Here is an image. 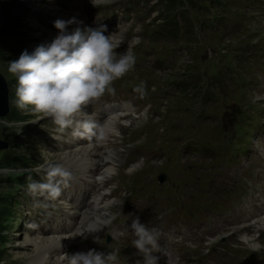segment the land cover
Returning <instances> with one entry per match:
<instances>
[{"label": "rangeland", "instance_id": "obj_1", "mask_svg": "<svg viewBox=\"0 0 264 264\" xmlns=\"http://www.w3.org/2000/svg\"><path fill=\"white\" fill-rule=\"evenodd\" d=\"M150 1L156 3L153 4L154 10L149 11L151 7L147 6L151 2L140 8H133L130 5L133 0H88L99 13L112 12L114 9H125L127 12L129 10L130 13H126V17L123 12H117L118 16L129 19L119 21V25H114L108 33L117 32L120 39L123 32L130 31L134 35V41L146 36L149 26L157 25L152 23L154 18L147 21L156 14L155 12L162 10V5L159 1ZM182 1L187 0H181L180 4ZM59 2L63 0H0V73L6 82L8 102L7 114L0 117V139L7 142V147L0 149V264L29 263L24 255L27 251L21 245L27 237H33L24 236L26 232L21 225L24 208L30 206V200L37 194L31 191L29 186L35 183L41 168L61 166L58 160L60 152H51L47 147L48 131L54 126L53 121L17 107L16 78L8 72V63L18 59L22 52L31 53L37 46L51 43L45 41L48 35L58 33L54 27L56 20L68 21L72 18L64 13L65 10L58 9L56 4ZM195 3L198 9H189L185 17L181 18L183 31L177 41L155 39L153 42L158 44L159 49L155 54L152 46L146 47L150 58L144 71L153 77L156 86H167L164 89L172 93L163 105L154 106L157 113L165 111L160 115L158 123L163 132L145 137L148 142L156 141L157 144L163 145V151L165 143L162 138L167 130L174 127L178 129L188 125L192 128V131L185 134L189 148L198 144L200 139L196 131L199 128L214 131L218 136L222 135L216 123H200L194 117L185 120L182 116V107L198 98L207 84L208 75L218 76L225 84L235 98L230 104L248 107L255 99L249 89L252 67L244 55L247 54V43L264 44V15L255 10L249 0H218L213 4L209 0H195ZM186 6L187 4H184V7ZM219 12L223 16L222 22L227 24L221 27V30L198 26L199 18L202 21L203 17L208 20L211 15ZM174 46L177 47L176 51ZM196 75L201 81H196ZM169 83H175L176 86L173 87ZM207 108L214 110L218 117L224 109L222 104L207 105ZM20 116H24V119L15 120ZM150 118L148 115L144 120L142 116V122H148ZM252 125L235 129L231 138L233 147L240 145L239 136L244 139L245 133L256 131L255 125ZM121 127L124 126L117 125V128ZM176 162V156L171 155L168 164L175 167ZM23 165L34 167L23 168ZM22 171L28 173L22 174ZM146 171H149L148 167L142 172ZM175 251L187 255L183 252V244L180 246L179 243Z\"/></svg>", "mask_w": 264, "mask_h": 264}, {"label": "clouds", "instance_id": "obj_2", "mask_svg": "<svg viewBox=\"0 0 264 264\" xmlns=\"http://www.w3.org/2000/svg\"><path fill=\"white\" fill-rule=\"evenodd\" d=\"M73 23L74 19L56 20L54 27L59 34L55 39L37 46L31 53L22 52L18 59L8 63V72L16 78L18 108L50 118L61 131L71 128L76 134L83 123L78 118L84 115V109L106 93H113L112 85L134 69L136 58L130 49L117 52L122 41L117 32L106 35L105 25L82 30L77 27L69 33L67 29ZM48 175L66 174L57 166ZM29 187L33 192L47 193L52 200L61 194L54 180ZM131 217L130 226L117 235L130 232L135 237L132 246L142 257L139 264H159L161 257L165 258V264H177L178 258L161 244L162 232L141 223L139 217ZM63 256L68 264H118L119 260L115 250L105 253L90 249Z\"/></svg>", "mask_w": 264, "mask_h": 264}, {"label": "bare ground", "instance_id": "obj_3", "mask_svg": "<svg viewBox=\"0 0 264 264\" xmlns=\"http://www.w3.org/2000/svg\"><path fill=\"white\" fill-rule=\"evenodd\" d=\"M65 22H67V20H65ZM51 26H53V24H51ZM77 27L79 26L78 22L76 21V23L69 25L67 31L70 33ZM58 34L59 33L48 35L45 43L52 42ZM116 122L118 123L119 120L109 119L105 122V124L111 129L112 132H114L116 129ZM92 153L93 151L89 145L62 151L58 158L61 164V169L70 170L87 164ZM127 170H129V168L123 170L122 173L127 174ZM112 203L113 201L103 203L98 208L96 213L89 216H81L79 218V223L74 227L71 234L67 237H27L21 245H23V249L27 251L23 253L26 259H28V264H68V261L63 256L64 254L67 255V252L63 250V247L69 243L80 241L83 239L84 235H88L89 233L93 232L97 228L98 224L104 219L106 213L105 211L112 205ZM261 226H264V218ZM58 249L60 250L59 252L57 251Z\"/></svg>", "mask_w": 264, "mask_h": 264}, {"label": "trees", "instance_id": "obj_4", "mask_svg": "<svg viewBox=\"0 0 264 264\" xmlns=\"http://www.w3.org/2000/svg\"><path fill=\"white\" fill-rule=\"evenodd\" d=\"M149 2V0H141V2ZM156 1H159V3L162 5V12H157L158 15H160L159 18H162L163 21H166V15L169 13V10L174 8L175 6H178V4L181 3V0H156ZM211 1V4H213L214 2L218 1V0H209ZM181 7H184L183 4H180ZM192 9V10H197L198 6L196 5L195 3V0L193 1H190V0H187V7L183 8L181 11H179L178 13L180 15L183 16V14H186V11L185 9ZM170 19L167 18V21H169ZM181 35V34H180ZM21 119H24V116H20V117H17L15 118V120H21ZM26 166V165H25Z\"/></svg>", "mask_w": 264, "mask_h": 264}, {"label": "water", "instance_id": "obj_5", "mask_svg": "<svg viewBox=\"0 0 264 264\" xmlns=\"http://www.w3.org/2000/svg\"><path fill=\"white\" fill-rule=\"evenodd\" d=\"M8 112L7 87L3 75L0 73V117ZM7 146V142L0 139V149Z\"/></svg>", "mask_w": 264, "mask_h": 264}]
</instances>
